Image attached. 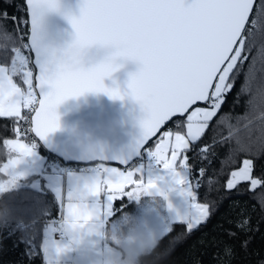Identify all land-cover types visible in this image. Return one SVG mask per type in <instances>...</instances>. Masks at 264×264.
Instances as JSON below:
<instances>
[{"label":"snow or ice","instance_id":"6c2138e0","mask_svg":"<svg viewBox=\"0 0 264 264\" xmlns=\"http://www.w3.org/2000/svg\"><path fill=\"white\" fill-rule=\"evenodd\" d=\"M253 6L254 0H81L80 15L67 16L74 30V38L65 49L70 59L55 62L53 58H43L38 46V28L42 12L59 10V0H26L30 43L24 47L35 53V65L39 68L35 79L40 98L37 100L34 92L29 58L20 48L13 47L10 64L0 65V117L23 120L21 109L28 108L34 113L31 131L44 139L59 128L57 108L69 97L87 92H102L113 99L131 96L145 113L140 121L142 143L147 144L173 117L187 114L183 124L185 131H163L151 154L165 169H191L186 153L205 134L209 122L225 103L240 66L248 60L246 41L264 23V19L255 17L250 22ZM3 18L9 17L3 13ZM10 19L16 24L21 23L16 16ZM11 39L6 28L0 29V42L6 45ZM91 45L114 51L103 62L85 68L74 57ZM117 60L139 64V70L129 75L123 92L118 85L107 87L104 84L105 77L122 65ZM251 74L250 66L246 80L252 78ZM16 77L21 78L26 90L17 84ZM261 115L264 116V111ZM176 126H181L179 120ZM20 131L18 128L17 135ZM4 144L21 156L32 154L31 144L11 139L5 140ZM199 151L201 157L207 159L209 146ZM9 163L14 168L20 161L14 159ZM253 169V160L244 159L242 166L231 172L226 188L233 190L247 183L248 191L264 202V178L254 176ZM6 170V167L0 168V172ZM106 171L112 178L105 182L103 192L108 193L110 202L125 195L138 196L155 187L153 182L144 184L134 179L132 171L124 173L114 167H108ZM199 174L203 177L205 169L201 168ZM177 183L184 184L185 181L179 179ZM208 183L211 185V178ZM193 187L191 183L184 194L196 201ZM195 187H200L199 181ZM257 189L261 190L259 194ZM2 190L5 186L0 184ZM89 192L100 195L99 184L92 185ZM66 207L75 220L90 218L91 214L80 205L68 204ZM193 208L191 214L180 218V224L186 225L188 232L206 222L211 211L208 203L195 202ZM237 227L241 231L250 230L247 220L239 221ZM234 236L235 233H229L230 238ZM247 244L248 241H243L241 247L246 248ZM224 255H234L231 245H225Z\"/></svg>","mask_w":264,"mask_h":264},{"label":"trees","instance_id":"16d2710c","mask_svg":"<svg viewBox=\"0 0 264 264\" xmlns=\"http://www.w3.org/2000/svg\"><path fill=\"white\" fill-rule=\"evenodd\" d=\"M3 13L9 18L4 19ZM262 14L264 0H256L250 22L254 17L264 19ZM12 16L19 21L26 20L23 0H0V29L6 28L12 35L6 45L0 42V65L10 64L11 48L19 46ZM26 28L27 24L20 30L25 32ZM246 45L248 60L240 66L232 91L226 95L217 116L209 122L205 134L186 153L191 169H185L190 184L194 185L195 202L209 204V218L191 232L180 220L169 222L159 236L164 237L163 251L148 257L146 264H264V202L248 191L247 183L233 190L226 188L231 172L238 169L244 159H252L254 176L264 178V116L261 115L264 111V23L254 30ZM250 66L252 78L246 80ZM14 79L26 90L20 77ZM12 118L0 117V165L6 157L4 141L14 138ZM178 120L179 128L176 126ZM185 120V116L176 117L164 129L183 131ZM206 145L209 152L207 159H203L199 149ZM35 148L44 156L45 163L54 157L38 142ZM201 168L205 169L203 177L199 174ZM5 178L8 177L0 173V180ZM28 180L17 179L7 191L0 192V214L3 216L0 219V264H44L42 231L45 223L59 216L60 205L42 180L39 190L29 188ZM197 181L199 188L195 187ZM260 191L257 189V194ZM189 200L194 201L191 196ZM120 203L121 200L114 203L116 213L127 208L134 211L138 206L134 200H127L122 208ZM241 220H247L250 230L241 231L237 227ZM16 222H21L22 227H14ZM229 233L235 236L230 238ZM243 241H248L246 248L241 247ZM226 244L232 246L234 255H224Z\"/></svg>","mask_w":264,"mask_h":264},{"label":"water","instance_id":"95a60500","mask_svg":"<svg viewBox=\"0 0 264 264\" xmlns=\"http://www.w3.org/2000/svg\"><path fill=\"white\" fill-rule=\"evenodd\" d=\"M255 2L256 0H254V5ZM23 3L27 20L26 40L28 44L30 43V17L27 13L26 0H23ZM80 5L81 0H59V10L42 12L38 28V46L45 60H51L54 53L66 48L73 40L74 30L67 16H79ZM90 51L92 59L86 63V66L98 62L114 49L97 45ZM30 52L34 67V84L39 99V88L36 87L38 82L35 79L39 74V68L35 65V53ZM117 63L122 64L123 67L111 78L106 79L105 84L108 87L118 85L123 92L127 88L129 75L139 70V64L131 60H117ZM33 115L32 112L30 120ZM57 115L59 128L49 133L46 138L39 139L32 131L35 139L45 151L62 160L90 164L96 162L99 157L88 151L89 145L101 143L105 146L103 159L106 164L122 168L128 167L138 157L140 151L154 140L172 119L176 118L173 117L167 121L156 136L151 137L146 144L142 143L143 130L140 126L145 113L141 105L131 96L113 99L102 92H87L80 96L70 97L61 103L57 108ZM149 230L157 236L163 233L162 228L152 227Z\"/></svg>","mask_w":264,"mask_h":264},{"label":"clouds","instance_id":"9594fccd","mask_svg":"<svg viewBox=\"0 0 264 264\" xmlns=\"http://www.w3.org/2000/svg\"><path fill=\"white\" fill-rule=\"evenodd\" d=\"M95 46L91 45L76 53L74 57L75 61L80 66L91 68L111 56V53L107 54L98 62L91 63V66H86V63L92 59L90 50ZM67 47L53 54L55 62L68 61L70 59L65 53ZM121 67L123 65L118 66L116 71L110 76L105 77L104 84L105 80L111 78ZM105 86L107 85L105 84ZM88 151L94 156L99 157L92 165L95 168V175L89 179L77 182L75 190L71 192V198H68L67 205H80L82 210L91 215L88 220H75L74 217L68 214L66 207V215L62 220V224L67 235V240L56 244V256L61 260L67 257L68 264H146L148 257L158 251H163L161 245L164 237L157 236L146 227L141 228L127 225L113 231L110 226L101 223L102 218L98 216L97 210L94 207H90L87 202L90 197H96L89 192V188L98 183L102 193L105 182L111 179L112 176L106 171L108 167L105 166L106 161L103 159L105 146L101 143L91 144ZM14 159L20 161L18 158H9L8 162L2 167L7 168L4 173H7L10 179L5 178L0 180V184L5 186V190L0 192L7 191L17 182V176L10 171L13 167L9 161ZM0 219H3L2 214H0ZM73 224H75V227H73Z\"/></svg>","mask_w":264,"mask_h":264},{"label":"crops","instance_id":"0c3cea01","mask_svg":"<svg viewBox=\"0 0 264 264\" xmlns=\"http://www.w3.org/2000/svg\"><path fill=\"white\" fill-rule=\"evenodd\" d=\"M187 115V114H186ZM185 115V117H186ZM169 129L166 128L165 131H168ZM158 141V140H157ZM156 141V142H157ZM40 154V153H39ZM42 158L44 156L41 155ZM154 164H148L146 162L142 164H131L126 168H119L117 165L113 164H106V167L109 168H117L119 171L127 173L129 171H132L134 173V179L141 181L144 184H148L149 182H153L155 184V188L150 189L148 192H142L138 196L132 195V196H123L121 199V203L124 202L127 203V200L129 198L135 199L138 202H144L152 200L153 203L157 204V212L161 213V217L163 220L159 221L158 223L148 224L146 228L151 226H163V223H169L168 218L171 216H175L178 213V210L167 212L166 208V199L164 197L165 192L171 191L169 195L171 196H177L181 195L182 193H185V189H187L190 185L189 182V175L186 169L184 168H176L175 170L165 169L163 166L158 165L157 159ZM45 163V158H44ZM142 165V167H141ZM178 173V175H177ZM95 175V170L87 167L83 171H77V172H70L65 173L64 175L54 172H48L46 173L43 178L42 175V181L45 187H47L49 190L52 191V193L55 195V197L59 200V197L62 196L63 201V209L61 211V217L62 220L66 215V205L68 203V196L69 193L73 192L77 186L78 181H82L85 179H89ZM61 178V179H59ZM59 179V182H58ZM183 179L185 181L184 184L177 183V180ZM63 180V184L60 187L59 183ZM88 204L90 207H94L97 212L98 216L101 219V223L105 225V217L108 215V218L110 216H115L119 213H116V209L114 208V202H110L108 200V193L102 192L100 195L96 197H90L88 199ZM183 204H186V210H184L185 214L184 217L191 214L194 211L193 204L195 201H189L187 203V199L185 198L182 202ZM139 206V204H138ZM137 206V207H138ZM116 213V214H115ZM121 213V212H120ZM123 213V211H122ZM124 213H129V208H127ZM175 221V220H173ZM63 231L65 233V237L62 239L55 238L53 236L54 234V227L51 221L45 223L43 231H42V240H41V247L43 251V258H44V264H68V258L65 257L63 260L58 258L55 253V246L58 243H63L67 240V235L64 229V226L62 224Z\"/></svg>","mask_w":264,"mask_h":264},{"label":"rangeland","instance_id":"374dc122","mask_svg":"<svg viewBox=\"0 0 264 264\" xmlns=\"http://www.w3.org/2000/svg\"><path fill=\"white\" fill-rule=\"evenodd\" d=\"M18 48H20V46H18ZM21 52L23 55H25L22 50H21ZM28 67H29V65H28ZM200 106H203V105H200ZM185 119H186V117H185ZM163 131H165V129ZM184 131H185V128L181 132H184ZM162 132L160 133L159 138H160ZM7 140H9V139H7ZM11 140H19V142L31 144L30 146L33 147L32 154L21 157L19 154L11 151L8 147L5 146L6 147V157H5V160L1 163L0 168H2L3 165L8 162L9 158L20 159L21 162L15 168L10 170L11 173L16 175L18 180L19 179H29L28 180L29 181V188H31L33 190L41 189L42 188L41 187L42 175L44 178L45 177L44 175L46 174L45 172L42 171V168L46 165V163H44V158L41 157V154H39V152L36 150L35 145L33 143L24 142V141L17 139V138H12ZM155 143H156V141H152L151 144L148 145L149 151H151V149H154ZM142 163H144V162H141L138 164H142ZM146 163L149 164V160L146 161ZM241 166H242V164H241ZM118 167L121 168L120 166H118ZM141 167H142V165H141ZM235 170H237V169H235ZM78 171H83V170H78ZM70 172H77V171H68L67 173H70ZM0 173L2 175H4L5 177L10 178L7 173H4V172H0ZM62 175H64V174H62ZM229 178H230V176H229ZM59 179H61V178H59ZM59 179H58V182H59ZM62 184H63V180L59 183V186L61 187ZM170 192L171 191H167V192H165V195H164V197L166 199L167 212H171V211L175 210V207L179 206L178 208H176V210H178V213L175 216H171L170 218H168V221L172 222L173 220H180L181 217H184V214H185L184 210H186V207H185L186 204H183L180 202H182L185 198L187 199V203L189 201H192V200H189L190 196H187L184 193H182L181 195H178L179 197H177V196L169 195ZM170 194H172V193H170ZM135 199H137V198H135ZM135 199L129 198V200L136 201L137 205L139 204L138 207H135L133 209L134 211L130 210L129 213L127 214V213H124V211L126 210V209H124L123 213L121 211V213L115 215L114 217L110 216V218H108V215H106L105 225L110 226L113 231H116V230H119V229H121L127 225H133L136 227L143 228V227H146L148 224H154V223H157V222L163 220L161 217V213H158L156 210L158 208L157 204L153 203L152 200H149V201L147 200L144 202H138ZM62 200H63L62 196H60L59 200H58L59 205H60V213L63 209V201ZM124 205H125V203L122 202V203H120L119 207L122 208V206H124ZM167 224L168 223H163V226L166 227Z\"/></svg>","mask_w":264,"mask_h":264},{"label":"built area","instance_id":"2783aa9c","mask_svg":"<svg viewBox=\"0 0 264 264\" xmlns=\"http://www.w3.org/2000/svg\"><path fill=\"white\" fill-rule=\"evenodd\" d=\"M21 23L16 24L15 23V28L19 37V46L21 50L24 52L25 56L29 58V68L32 70L33 75H34V67L32 65V56L31 52L28 48H25L24 45L27 44V30L25 32L21 31V27L27 24V20L20 21ZM27 29V28H26ZM33 85H34V92L37 96L38 100V94L35 89V84H34V78H33ZM27 88V86H26ZM31 110L28 108H22L21 109V116L25 117V119L21 120L19 118L13 117L11 121V128H12V133L14 138L20 139L24 142H31L34 145L37 144V140L35 139L32 131H31ZM20 129V134L17 135V129ZM160 135V134H159ZM159 135L154 138L152 141H157L159 139ZM149 160V163L152 165L156 161V158L151 154V151L148 150V145L143 148L138 157L133 160L132 163L138 164L141 162H146ZM95 163V162H94ZM94 163L90 164H83V163H77V162H69L66 160H62L56 157H53L52 159L46 161V165L42 168V171L45 173L48 172H54V173H59V174H65L68 171H78V170H84L87 167H90L95 170V168L92 166ZM158 165L163 166L162 162L157 161ZM53 227H54V234L53 236L58 239H62L65 237V233L62 228V217L61 213L59 216L53 220H51ZM14 227L20 228L22 227L21 222H16L14 224Z\"/></svg>","mask_w":264,"mask_h":264},{"label":"flooded vegetation","instance_id":"af4514ba","mask_svg":"<svg viewBox=\"0 0 264 264\" xmlns=\"http://www.w3.org/2000/svg\"><path fill=\"white\" fill-rule=\"evenodd\" d=\"M158 223V222H157ZM152 225H154V224H152ZM152 227H154V228H164V226H159V227H156V226H151V227H148V229H150V228H152Z\"/></svg>","mask_w":264,"mask_h":264}]
</instances>
